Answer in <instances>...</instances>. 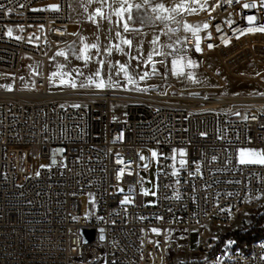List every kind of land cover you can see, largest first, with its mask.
<instances>
[{"label": "built area", "instance_id": "2783aa9c", "mask_svg": "<svg viewBox=\"0 0 264 264\" xmlns=\"http://www.w3.org/2000/svg\"><path fill=\"white\" fill-rule=\"evenodd\" d=\"M203 12L198 32L177 36L164 25L163 62L182 60L203 74L201 60L215 56L237 75L264 59V0H227ZM73 24L70 0H0V80L15 83L0 88V264H164L171 228L229 227L246 214L263 218L262 236L245 248L230 237L216 251L219 239L210 237L207 263L264 264V162L241 155L264 154V92L234 96L226 84L217 94L176 84L156 91L126 78L68 85L48 67L79 38ZM25 56L44 64L30 74L32 89L19 88ZM153 69L165 73L161 63ZM114 104L124 110L118 119ZM151 148L154 204L141 191ZM41 159L50 164L36 170ZM84 197L97 205L90 217ZM83 230H94V240Z\"/></svg>", "mask_w": 264, "mask_h": 264}, {"label": "rangeland", "instance_id": "374dc122", "mask_svg": "<svg viewBox=\"0 0 264 264\" xmlns=\"http://www.w3.org/2000/svg\"><path fill=\"white\" fill-rule=\"evenodd\" d=\"M227 0H70L73 24L70 31L81 30L79 38L71 45L59 50L49 63V72L68 85H106L126 78L133 88L164 90L171 84L195 89L204 94L208 90L217 94L219 85H227L226 93L248 95L264 92V59L251 60L243 65L237 75L230 74L219 58L207 56L201 63L208 73L190 74L183 61L163 62L164 25L169 22L177 36L195 33L203 28L206 16L216 12ZM161 63L164 75L158 74L153 65ZM44 69L41 60L25 56L20 73L19 88H35L30 74ZM187 73V74H186ZM197 75V76H196ZM250 78V79H249ZM255 78L257 80H252ZM248 79V80H247ZM11 79H1L0 88L11 89ZM114 104L113 117L118 119L124 110ZM152 162L147 167L150 180L141 188L148 204L157 198L156 149L149 150ZM246 161L264 162V154L255 148L241 152ZM146 163V154H144ZM47 159L37 160L36 170L48 166ZM120 192H125L124 188ZM124 202H130L127 195ZM97 210L96 203L89 197L82 199V213L91 216ZM251 214V213H250ZM253 214L241 215L229 227L206 223L198 229L171 228L172 245L169 260L164 264H184L201 261L208 264L205 246L210 237L219 240L231 232L245 228L257 220ZM204 231V234H203Z\"/></svg>", "mask_w": 264, "mask_h": 264}, {"label": "trees", "instance_id": "16d2710c", "mask_svg": "<svg viewBox=\"0 0 264 264\" xmlns=\"http://www.w3.org/2000/svg\"><path fill=\"white\" fill-rule=\"evenodd\" d=\"M263 234V218H258L249 226L240 230L234 231L222 237L218 243L212 247V251H216L219 245L223 243L227 238H235L237 243L244 247L251 241L259 239ZM184 264H201V261H190Z\"/></svg>", "mask_w": 264, "mask_h": 264}, {"label": "water", "instance_id": "95a60500", "mask_svg": "<svg viewBox=\"0 0 264 264\" xmlns=\"http://www.w3.org/2000/svg\"><path fill=\"white\" fill-rule=\"evenodd\" d=\"M239 115L240 113H236L233 116H239ZM83 234H84L85 240L87 242H91L92 240H94L96 232L94 230H83ZM104 239H105V235L102 234L101 240H104Z\"/></svg>", "mask_w": 264, "mask_h": 264}, {"label": "bare ground", "instance_id": "6f19581e", "mask_svg": "<svg viewBox=\"0 0 264 264\" xmlns=\"http://www.w3.org/2000/svg\"><path fill=\"white\" fill-rule=\"evenodd\" d=\"M190 74H192L193 75V73H199L200 72V70L199 69H197V68H194V69H189V71H188ZM187 74V73H186ZM197 76V75H196ZM58 79V81H61L59 78H57ZM234 96H240V95H238V94H235ZM203 234H204V231H203Z\"/></svg>", "mask_w": 264, "mask_h": 264}]
</instances>
